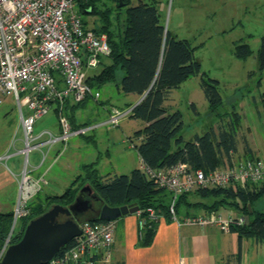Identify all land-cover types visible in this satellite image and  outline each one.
Listing matches in <instances>:
<instances>
[{"label": "trees", "instance_id": "trees-1", "mask_svg": "<svg viewBox=\"0 0 264 264\" xmlns=\"http://www.w3.org/2000/svg\"><path fill=\"white\" fill-rule=\"evenodd\" d=\"M75 1L80 15L97 14L101 28L92 30L108 36L111 49V53L105 57L110 62L106 64L101 60L102 70L89 76L90 86L101 88L109 82H116V86L123 92L143 97L133 108L130 117L146 123L144 128L135 133V138L141 139V143L135 147L144 166L161 170L185 163L191 168L210 173L222 168L226 161L231 162L238 146L237 127L242 119L239 113L232 114L233 118L228 128L216 131L211 127L204 135L184 142L181 134L184 124L182 114L180 111L171 113L165 106L172 89L180 87L184 81L196 76L201 77L203 93L213 111L222 106L223 99L218 91L219 81L206 80L201 64L194 57L195 47L193 48L188 40L177 39L165 29L156 4L141 2L134 5L131 0H123L125 5L121 8L120 0H113L115 2L113 7L103 4L105 7L99 9L98 4L102 3V0ZM82 20L83 25L90 28L84 17ZM258 53L260 69L264 70V39ZM234 55L244 60L252 55V50L248 43L241 42L236 45ZM84 103L74 104L73 109ZM71 116L68 115L70 121L73 118ZM81 126L75 125L74 128ZM84 185H91L102 201L110 207L133 204L140 208L139 214L146 220L141 232L140 245L151 243L156 233L158 221L149 220V209H154L159 216H172L171 201L168 202L164 195L165 192L169 193L151 180L142 168L133 170L131 174L111 177L101 176L96 163H90L83 167L80 175L64 193L53 196L38 194L31 201L29 216L21 219L13 231V213L0 214V252L9 236L11 243H18L30 220L42 216L54 204L64 207L73 204ZM197 191L204 195L221 197L220 200H215L214 205H208L211 211L229 205L236 215L250 217L248 223L232 227V231L238 233L240 240L243 237H251L264 242V212L255 208V204L264 196V182L251 184L246 188L214 187ZM169 196L171 197V194ZM187 196L189 195L179 197L175 205L176 214L179 212L178 205ZM217 206L219 207L216 208ZM65 219L60 217L59 220ZM84 220L102 221L99 216H92L91 212L84 216ZM73 241L62 247L58 254L72 246Z\"/></svg>", "mask_w": 264, "mask_h": 264}, {"label": "built area", "instance_id": "built-area-1", "mask_svg": "<svg viewBox=\"0 0 264 264\" xmlns=\"http://www.w3.org/2000/svg\"><path fill=\"white\" fill-rule=\"evenodd\" d=\"M82 19L75 0H0V103L12 97L18 104L25 133L24 154L29 155L43 144L61 143L66 147L72 137L85 136L102 125L119 126L124 117L132 114L133 107L123 111L113 108L104 122L78 128L71 125L65 111L67 104L83 103L89 97L98 100L100 92L88 83V71L100 66L101 60L111 53L108 36L85 27ZM53 108L57 109L60 134L35 135L37 120ZM42 137L47 140L41 142ZM27 164L28 161L19 183L12 231L19 220L29 216L31 201L46 183L41 177L31 176ZM142 169L171 194L173 218L175 205L182 195L202 188L237 189L264 182V160L254 158L226 161L222 168L210 173L185 163L161 170L143 165ZM159 217L154 209L148 210L149 220L158 221ZM140 221L142 231L146 220L141 215ZM183 223L201 228L217 226L229 233L233 226L246 223V216L235 213L222 216L213 211L192 216ZM80 228L81 234L72 246L56 255L51 264H106L112 260L116 222L84 220ZM10 244L9 236L0 252V261Z\"/></svg>", "mask_w": 264, "mask_h": 264}, {"label": "rangeland", "instance_id": "rangeland-1", "mask_svg": "<svg viewBox=\"0 0 264 264\" xmlns=\"http://www.w3.org/2000/svg\"><path fill=\"white\" fill-rule=\"evenodd\" d=\"M134 3L138 0H132ZM154 3L159 9L160 19L165 29L178 39H186L195 47L194 57L201 64L206 80L219 81L218 91L222 96V106L213 111L203 93L201 77L190 78L169 92L165 106L170 112L180 111L183 119L181 134L184 142L204 135L213 127L216 131L228 128L234 112L239 113L244 128L249 124L252 134L250 139H255L259 144H264V70L258 63V51L264 39V0H145ZM113 7V0H102L99 9L105 6ZM87 25L91 29L101 28L97 14H85ZM249 44L252 55L246 59H239L234 55L238 43ZM106 64L110 61L103 58ZM102 65L89 70V75H95L102 70ZM121 74L118 75L120 80ZM100 92V97L87 98L85 103L76 109V121L80 124H96L108 120L111 110H128L135 106L137 95L123 92L116 82H109L101 88L94 87V91ZM13 107L19 114L18 104L12 105L0 103V148L7 141L9 132L13 130L10 123L13 116L9 113L3 116L1 113L6 108ZM53 109L49 112L53 115ZM49 115V114H48ZM20 116V115H19ZM119 126L102 125L87 135L75 136L71 140L81 142L82 150L73 157L76 160L82 156V162L98 161L99 173L104 176L131 174L133 170L142 168L136 147L141 139L135 138V133L144 128L146 123L130 116L124 117ZM22 133H19V137ZM87 146V147H85ZM85 147V148H83ZM175 149V146H173ZM67 154L76 150L67 147ZM79 155V156H78ZM40 157V156H39ZM32 159V158H31ZM23 159V167L26 163ZM61 162V161H60ZM26 166V165H25ZM57 183L50 190L63 193L70 184L71 179L77 176L73 171H65L60 165L55 168ZM72 177V178H70ZM74 177V178H73ZM45 189V188H44ZM43 189V190H44ZM48 191L52 193L51 191ZM168 202L171 197L164 193ZM221 197L204 195L200 191L192 192L179 204L181 210L188 211L191 208H205L207 213L211 211L210 205ZM209 205V206H208ZM188 206V207H187ZM53 207V206H52ZM217 206L216 208H218ZM255 208L264 212V196L255 204ZM221 210V211H220ZM232 212V208L222 206L219 212L225 216L226 211ZM189 211H192L189 210ZM214 211V212H215ZM234 213V212H233ZM20 220L16 224L18 227Z\"/></svg>", "mask_w": 264, "mask_h": 264}, {"label": "crops", "instance_id": "crops-1", "mask_svg": "<svg viewBox=\"0 0 264 264\" xmlns=\"http://www.w3.org/2000/svg\"><path fill=\"white\" fill-rule=\"evenodd\" d=\"M141 2L146 1L138 0L134 3L131 0V3L134 5ZM141 99L142 97L137 95L136 104ZM3 102L10 106L14 100L11 97L6 98ZM73 105L74 103H68L65 110L67 116L72 115L71 117H73L71 118L72 121H70L71 125L74 127L75 125L91 124H80L76 121L75 111L77 108L73 109ZM52 112L53 115L49 113V115L37 120L35 135L38 136L44 132L51 133L54 136L60 134L61 127L58 123L57 109L53 108ZM9 113H11L10 116H13L10 121L13 130L9 132L7 142L0 148V214L13 213L14 211L19 194L18 188L21 175L25 169V165L24 167L22 165L24 158V163L28 161L27 165L30 175L35 178L41 177L46 181L43 186L45 189L41 192L40 196L60 195L54 192V190L49 189L53 184L57 183L55 168L59 165L65 171H73L75 175L71 176L80 175L83 167L90 163H96V168L98 169V161L95 160L97 157L93 161H89V163L82 162L84 158L79 155L76 160H73V157L82 150L81 142L78 140L70 139L66 147L61 143H55L51 146L43 144L38 149L30 151L29 155L24 154L22 150L25 149V133L21 115L13 107L5 108L1 114L6 116ZM25 114H28L27 110ZM241 118L243 117L241 116ZM237 128L238 146L237 151L233 153L232 160L237 161L250 158L264 160V144L260 145L254 138H249L248 135L252 134V128L249 124L244 128L241 119ZM19 133H22L21 137H19ZM87 137L88 139H92V136L87 135ZM46 140L47 137H42L40 141L45 142ZM71 142L72 147L76 151L67 154V147L70 146ZM141 162L143 164L142 159ZM74 180L71 179L70 184ZM85 187H91L92 193L98 196L91 185H84L83 188ZM53 188L56 187L53 186ZM49 190L52 193L48 192ZM98 198L100 197L98 196ZM91 199L93 207L89 212H91L92 216H99L105 203L101 198L95 199L92 197ZM191 209L192 211H189ZM232 213L233 211L229 212L228 210L225 216ZM206 214L207 210L205 208L190 207L188 211L181 210L178 217L175 218L172 216H160L154 238L147 245H140L142 231L139 213H130L129 215L119 217L115 220L116 229L112 245V260L106 264H264V242H259L257 239L251 237H243L240 240L238 233L233 231L227 233L217 226L201 228L196 225L183 223L187 218H191L192 216H203ZM83 218L81 221H83Z\"/></svg>", "mask_w": 264, "mask_h": 264}, {"label": "water", "instance_id": "water-1", "mask_svg": "<svg viewBox=\"0 0 264 264\" xmlns=\"http://www.w3.org/2000/svg\"><path fill=\"white\" fill-rule=\"evenodd\" d=\"M124 5L123 0H120L119 7ZM92 192L91 187H85L78 193L73 204L66 207L54 204L42 216L30 220L21 240L9 245L0 264H45L52 261L62 247L80 236L81 219L93 207L91 198L100 199ZM101 210L100 220L115 221L130 213H138L140 208L133 204L121 207L105 204ZM60 217L66 219L60 221ZM249 220L250 217L246 216V223Z\"/></svg>", "mask_w": 264, "mask_h": 264}]
</instances>
